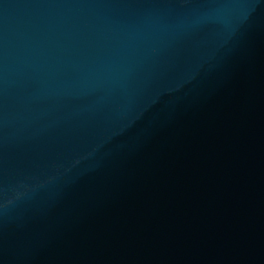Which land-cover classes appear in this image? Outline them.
Wrapping results in <instances>:
<instances>
[{
  "label": "water",
  "instance_id": "95a60500",
  "mask_svg": "<svg viewBox=\"0 0 264 264\" xmlns=\"http://www.w3.org/2000/svg\"><path fill=\"white\" fill-rule=\"evenodd\" d=\"M0 264H264V0H0Z\"/></svg>",
  "mask_w": 264,
  "mask_h": 264
}]
</instances>
